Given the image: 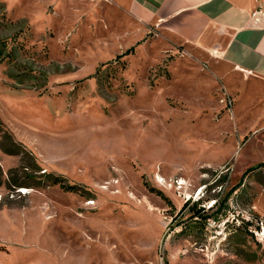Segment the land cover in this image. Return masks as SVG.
Here are the masks:
<instances>
[{
	"label": "rangeland",
	"instance_id": "374dc122",
	"mask_svg": "<svg viewBox=\"0 0 264 264\" xmlns=\"http://www.w3.org/2000/svg\"><path fill=\"white\" fill-rule=\"evenodd\" d=\"M216 62L112 0H0V264H264V82Z\"/></svg>",
	"mask_w": 264,
	"mask_h": 264
},
{
	"label": "crops",
	"instance_id": "0c3cea01",
	"mask_svg": "<svg viewBox=\"0 0 264 264\" xmlns=\"http://www.w3.org/2000/svg\"><path fill=\"white\" fill-rule=\"evenodd\" d=\"M144 28L264 82V0H112ZM260 10V21L253 12ZM218 58V59H217ZM216 62V63H217Z\"/></svg>",
	"mask_w": 264,
	"mask_h": 264
},
{
	"label": "trees",
	"instance_id": "16d2710c",
	"mask_svg": "<svg viewBox=\"0 0 264 264\" xmlns=\"http://www.w3.org/2000/svg\"><path fill=\"white\" fill-rule=\"evenodd\" d=\"M133 50H134V47L130 48L126 53H129V52H131ZM57 179L59 180V178H57ZM66 188L68 190H74L75 185L74 184H69V185L66 186ZM197 214H200V211L199 210L197 211Z\"/></svg>",
	"mask_w": 264,
	"mask_h": 264
},
{
	"label": "built area",
	"instance_id": "2783aa9c",
	"mask_svg": "<svg viewBox=\"0 0 264 264\" xmlns=\"http://www.w3.org/2000/svg\"><path fill=\"white\" fill-rule=\"evenodd\" d=\"M260 12H261L260 10H255V11L253 12V16L255 17V20H257V21H260V19H261V18H260L261 16L259 15Z\"/></svg>",
	"mask_w": 264,
	"mask_h": 264
},
{
	"label": "bare ground",
	"instance_id": "6f19581e",
	"mask_svg": "<svg viewBox=\"0 0 264 264\" xmlns=\"http://www.w3.org/2000/svg\"><path fill=\"white\" fill-rule=\"evenodd\" d=\"M199 193V192H198Z\"/></svg>",
	"mask_w": 264,
	"mask_h": 264
}]
</instances>
